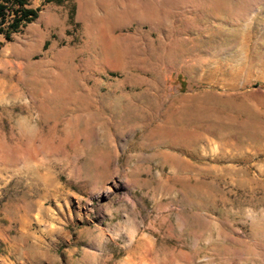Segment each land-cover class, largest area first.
I'll list each match as a JSON object with an SVG mask.
<instances>
[{
  "label": "rangeland",
  "instance_id": "374dc122",
  "mask_svg": "<svg viewBox=\"0 0 264 264\" xmlns=\"http://www.w3.org/2000/svg\"><path fill=\"white\" fill-rule=\"evenodd\" d=\"M0 32V264H264V0H30Z\"/></svg>",
  "mask_w": 264,
  "mask_h": 264
},
{
  "label": "trees",
  "instance_id": "16d2710c",
  "mask_svg": "<svg viewBox=\"0 0 264 264\" xmlns=\"http://www.w3.org/2000/svg\"><path fill=\"white\" fill-rule=\"evenodd\" d=\"M28 3V0H0V32L6 39L38 15L37 8Z\"/></svg>",
  "mask_w": 264,
  "mask_h": 264
},
{
  "label": "crops",
  "instance_id": "0c3cea01",
  "mask_svg": "<svg viewBox=\"0 0 264 264\" xmlns=\"http://www.w3.org/2000/svg\"><path fill=\"white\" fill-rule=\"evenodd\" d=\"M28 1H29L28 5L30 6V0H28Z\"/></svg>",
  "mask_w": 264,
  "mask_h": 264
}]
</instances>
